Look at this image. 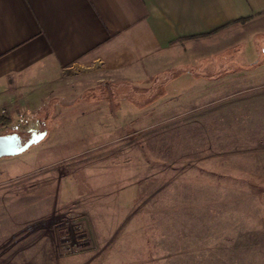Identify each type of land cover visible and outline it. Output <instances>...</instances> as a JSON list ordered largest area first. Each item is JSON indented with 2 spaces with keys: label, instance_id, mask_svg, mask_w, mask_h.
Returning <instances> with one entry per match:
<instances>
[{
  "label": "rangeland",
  "instance_id": "374dc122",
  "mask_svg": "<svg viewBox=\"0 0 264 264\" xmlns=\"http://www.w3.org/2000/svg\"><path fill=\"white\" fill-rule=\"evenodd\" d=\"M224 41L193 58L203 113L128 139L110 103L138 84L34 79L38 110L0 128L45 133L0 158V264H264V28Z\"/></svg>",
  "mask_w": 264,
  "mask_h": 264
},
{
  "label": "crops",
  "instance_id": "0c3cea01",
  "mask_svg": "<svg viewBox=\"0 0 264 264\" xmlns=\"http://www.w3.org/2000/svg\"><path fill=\"white\" fill-rule=\"evenodd\" d=\"M259 25L264 0H0V128L19 101L38 110L43 94L29 89L41 86L32 84L40 74L52 82L138 84L126 104L110 103L116 127L138 128L118 139L172 128L208 106L203 90L188 95L208 82L204 66L194 72V55L202 62L225 36Z\"/></svg>",
  "mask_w": 264,
  "mask_h": 264
},
{
  "label": "water",
  "instance_id": "95a60500",
  "mask_svg": "<svg viewBox=\"0 0 264 264\" xmlns=\"http://www.w3.org/2000/svg\"><path fill=\"white\" fill-rule=\"evenodd\" d=\"M45 133L30 131L26 140L22 141L15 134L0 135V158L17 156L26 151L31 145L43 139Z\"/></svg>",
  "mask_w": 264,
  "mask_h": 264
},
{
  "label": "built area",
  "instance_id": "2783aa9c",
  "mask_svg": "<svg viewBox=\"0 0 264 264\" xmlns=\"http://www.w3.org/2000/svg\"><path fill=\"white\" fill-rule=\"evenodd\" d=\"M5 110L0 109V117L5 116ZM29 122V119L27 118L26 114H21V113H17L16 115V119L14 121V125L16 127H22V126H26Z\"/></svg>",
  "mask_w": 264,
  "mask_h": 264
},
{
  "label": "trees",
  "instance_id": "16d2710c",
  "mask_svg": "<svg viewBox=\"0 0 264 264\" xmlns=\"http://www.w3.org/2000/svg\"><path fill=\"white\" fill-rule=\"evenodd\" d=\"M40 132V131H39ZM28 137V136H27ZM27 139V138H26ZM224 182H225V179H224ZM236 205H238V204H236L235 203V205H232V207L231 206H229L228 207V209H231V210H235L236 209ZM217 210H218V212H220V211H222V212H228V211H226L225 209H224V207H223V205H218V207H217ZM241 210V209H240ZM240 210H237V211H240ZM247 212L249 211V210H247V209H245ZM234 212H236V211H233V212H231V213H234ZM241 212V211H240ZM221 213V212H220ZM224 218V217H223ZM226 219V218H225ZM231 221V220H230ZM243 222V220L242 219H239V221H237L236 223H242ZM238 237H239V235H237ZM241 249V251H248L249 250V248L248 247H245V249H243V247L242 248H240ZM249 253H251V252H249ZM230 260V259H229ZM228 260V261H229ZM230 261H232V260H230Z\"/></svg>",
  "mask_w": 264,
  "mask_h": 264
}]
</instances>
